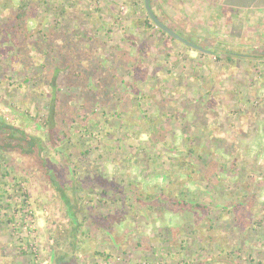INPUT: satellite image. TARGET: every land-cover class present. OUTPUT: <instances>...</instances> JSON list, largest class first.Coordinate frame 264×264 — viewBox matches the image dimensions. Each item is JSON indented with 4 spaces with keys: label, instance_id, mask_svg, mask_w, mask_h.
Listing matches in <instances>:
<instances>
[{
    "label": "rangeland",
    "instance_id": "obj_1",
    "mask_svg": "<svg viewBox=\"0 0 264 264\" xmlns=\"http://www.w3.org/2000/svg\"><path fill=\"white\" fill-rule=\"evenodd\" d=\"M226 15L175 30L208 54L144 0H0V117L76 182L74 264H264V27ZM68 228L33 160L1 155L0 264H54Z\"/></svg>",
    "mask_w": 264,
    "mask_h": 264
},
{
    "label": "trees",
    "instance_id": "obj_2",
    "mask_svg": "<svg viewBox=\"0 0 264 264\" xmlns=\"http://www.w3.org/2000/svg\"><path fill=\"white\" fill-rule=\"evenodd\" d=\"M24 7H26L25 4H23L22 10H24ZM148 20L152 21L149 16ZM166 35L169 36L168 34ZM55 77L56 76H54L53 81L51 82V86L54 90L52 92L51 106L49 110L51 143L54 142V137L52 135L54 133V126L57 118L56 103L58 100V92L55 90V87H57V79ZM44 145L45 144L40 137L26 132L21 127L14 126L8 123L4 118L0 117V156L13 152L31 158L64 205L65 217L68 220L69 228L66 230L65 234H58L59 236H57L52 254L53 263L74 264L75 261L72 258V252H74L77 247L76 242H78V234L82 233V226L77 212L78 210H81V208L78 203L76 182L67 184V182L61 177L60 173L48 163L44 156Z\"/></svg>",
    "mask_w": 264,
    "mask_h": 264
},
{
    "label": "crops",
    "instance_id": "obj_3",
    "mask_svg": "<svg viewBox=\"0 0 264 264\" xmlns=\"http://www.w3.org/2000/svg\"><path fill=\"white\" fill-rule=\"evenodd\" d=\"M151 4L159 19L174 31H179V28L185 26L183 22L191 23V28H202L204 20L206 27L214 26L220 29L225 27L226 14L233 15L234 18L238 17L236 22H239L240 27L244 25L245 28H253L261 25V30L264 27L262 26L264 24V0H151ZM210 30L208 34H211ZM181 35L188 36L183 33ZM190 41L204 48L195 38ZM192 49L201 53H211L205 48V51ZM254 264H259V262Z\"/></svg>",
    "mask_w": 264,
    "mask_h": 264
},
{
    "label": "water",
    "instance_id": "obj_4",
    "mask_svg": "<svg viewBox=\"0 0 264 264\" xmlns=\"http://www.w3.org/2000/svg\"><path fill=\"white\" fill-rule=\"evenodd\" d=\"M144 7H145V10H146L148 16L150 17V19L153 21V23L161 31H163L164 33L168 34L174 40L179 41L180 43H182L186 46H189V47L194 48L196 50L205 51L204 48H202L201 46H199L197 44L192 43L190 40H188L184 36L178 34L172 28L167 26L162 20H160L152 8L151 0H144Z\"/></svg>",
    "mask_w": 264,
    "mask_h": 264
}]
</instances>
